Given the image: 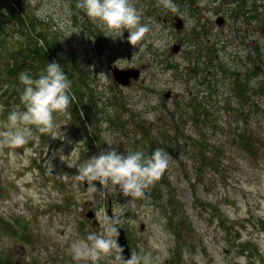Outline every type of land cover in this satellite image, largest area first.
Segmentation results:
<instances>
[{
  "label": "rangeland",
  "instance_id": "obj_1",
  "mask_svg": "<svg viewBox=\"0 0 264 264\" xmlns=\"http://www.w3.org/2000/svg\"><path fill=\"white\" fill-rule=\"evenodd\" d=\"M24 1L30 3L35 24L55 34L73 70L81 71L78 87L86 103L94 99L95 107L92 103L88 109L95 115L90 121L82 108H69L78 116L56 117V139L37 133L38 139L23 148L0 153V264L12 263L14 253L21 264H76L71 244L103 232L105 212L118 219L130 256L147 254L151 264H239V257L247 264H264V0H173L179 9L175 13L159 0H131L141 23L150 28L135 48L127 42V31L119 38L106 37L76 7L77 0ZM174 15L182 18V31L172 27ZM219 16L225 19L221 26L216 25ZM177 43L181 51L173 54ZM253 66L259 70L249 76V87L257 91L250 109L231 99L230 88L234 78H243L239 71L252 72ZM114 68H137L141 76L122 86ZM6 86L4 79L0 121L20 104ZM167 92L171 97L165 100ZM188 94L202 102L207 115L200 116L197 130L186 116L188 107L183 117L176 113L184 136L176 151V145H169L178 132L172 130L166 142L158 129L174 128L168 111L175 113L174 102L185 103ZM228 103L249 114L248 125L230 112ZM235 129L258 133L259 150L244 152L234 144ZM192 141L209 148L224 145L222 154L209 151L218 167L199 168ZM142 144L147 155L156 148L167 152L169 166L156 192L145 193L131 207H126L131 197L118 189L103 195L98 182H93L94 191L76 181L77 168L67 165L110 147L118 154L140 151ZM89 211L93 218L85 216ZM99 264H119L117 254Z\"/></svg>",
  "mask_w": 264,
  "mask_h": 264
},
{
  "label": "clouds",
  "instance_id": "obj_2",
  "mask_svg": "<svg viewBox=\"0 0 264 264\" xmlns=\"http://www.w3.org/2000/svg\"><path fill=\"white\" fill-rule=\"evenodd\" d=\"M159 4L173 13L179 10L173 0H159ZM76 7L92 23L98 24L106 37L119 38L127 31V42L134 48L141 45L150 32L149 26L141 23L142 14L131 0H77ZM19 81L24 86L20 93V104L0 121V153L5 148H23L30 140L38 139L37 133L56 139L53 135L57 127L56 117L68 114L74 98L72 81L55 61L47 63L36 78L21 72ZM3 110L0 105V113ZM12 155L14 158L15 153ZM169 159V154L162 148H156L147 155L143 151L118 154L115 148L110 147V150L101 151L83 163L71 162L67 165L77 168L76 181L86 182L94 191L93 182H98L105 190L103 195L115 194L118 189L123 196L131 197L126 206L131 207L135 200L142 199L146 191L162 179ZM48 170L51 173L50 163ZM102 223L103 232L91 233L86 239H77L71 244L70 254L76 264H99L113 252L117 254L119 264H151V257L147 254L132 253L127 259L122 256L124 249L117 241L118 219L105 212ZM238 262L247 264L245 257H239Z\"/></svg>",
  "mask_w": 264,
  "mask_h": 264
},
{
  "label": "trees",
  "instance_id": "obj_3",
  "mask_svg": "<svg viewBox=\"0 0 264 264\" xmlns=\"http://www.w3.org/2000/svg\"><path fill=\"white\" fill-rule=\"evenodd\" d=\"M262 18L264 19V17ZM36 20L37 18L35 14H33L30 10V3L25 2L24 0H0V82H3L5 79V83L7 84L5 90L13 98H16L18 95L16 99H19L20 93L24 87L19 81L20 73L27 72L28 75L36 78L40 72L45 69L47 63L55 61L61 65L65 74L68 75L72 81L71 92L74 98L72 99L69 108H74L75 111H77L78 106L82 108L88 119H92L95 114L91 115L92 110L88 108L95 107V103L93 98L89 103L88 101L86 103V98L83 96L81 88L78 87L79 76H82L81 71L78 69V72L73 70L72 64L74 62H70L68 60V55H65L63 49H60L61 44L58 38L55 39V34L48 35L44 33L41 30L42 27H39V24L37 23L35 24ZM257 48L258 47L256 46V49ZM60 53H62V55H60ZM256 54L258 55V53ZM249 59L251 64H253V59ZM257 69L258 68L256 66H253L252 72L245 71L241 73L239 71V74H244L243 78H240V80L234 78L232 81L230 97L236 101L238 105L243 103V106L248 105L250 109L255 108L256 105L254 101L252 102L250 100V98L254 93H257V91L250 88L248 84L250 80L249 76L256 74V72L259 70ZM235 74L238 73L236 72ZM258 89L261 91V87ZM186 99L187 101H185V103H183L184 101L182 102L180 100L174 102V104L177 105V108L175 106V113L168 111L167 115L169 118H172L174 122V128L170 126L167 130L164 126L163 128L159 127L158 129L159 133L165 134L164 137L166 142L172 140L170 136V132L172 130L178 132L176 135H174V144L169 145L171 147L176 145V151H180L181 148L179 146L182 145L180 144V137H184L182 136V132H179V126L177 125L178 119H175V117H177L176 113L179 112L181 117H183L181 111L183 108L188 107L189 109L186 113V116L194 125L197 126V130L201 128V126L199 127L197 124L199 122L200 116L207 115L205 109L201 107L202 102L198 103L197 97L192 96V94H188ZM83 103L86 104L85 107L82 105ZM92 103L94 104L92 105ZM90 105H92V107H90ZM231 105L232 103H228L226 107H231ZM235 105L231 107L230 112H233L236 117L245 120V117L249 114L244 113L242 115ZM242 110L246 112L244 109ZM69 113L70 116H78L77 112H68V116ZM245 125H248L246 120ZM233 133L234 134L231 141L234 144H237L238 147L244 152L255 151L257 149L259 150L262 140L259 138L260 135L258 133H246L245 129H235ZM191 143H193L195 149L198 150L199 160L197 163L199 164V168L202 166V164L208 165L212 168L213 166L218 167L219 161L214 159L213 156L209 154V151L211 153L215 151L222 154L224 145L209 148L204 147L202 143L200 144L197 141H192ZM146 146L148 145H145V149H147ZM140 151L144 152L143 144ZM176 151H173L172 155L177 156ZM162 183L163 180H160L154 186L150 187L146 193L150 194L152 191L156 192ZM176 237L178 238V236Z\"/></svg>",
  "mask_w": 264,
  "mask_h": 264
},
{
  "label": "water",
  "instance_id": "obj_4",
  "mask_svg": "<svg viewBox=\"0 0 264 264\" xmlns=\"http://www.w3.org/2000/svg\"><path fill=\"white\" fill-rule=\"evenodd\" d=\"M174 27L177 29V30H182L184 29L183 28V23H182V20L179 18V17H176L174 16ZM224 23V20L223 18H218L217 21H216V25L220 26ZM173 54H176V53H179L180 52V45L178 44H175L172 48H171ZM112 74L114 75V79L115 81L119 84V85H129L128 82L130 80H138L141 76V73L138 69H131V68H128V69H118V68H114L112 70ZM171 97V93L170 92H167V94H165L164 96V99L167 100ZM88 218H93L94 215L92 212H87L86 215ZM119 232V237H118V242H119V245L124 249L123 253H122V256L127 259V258H130V255H129V249H128V246L126 244V241H125V238H124V235H123V232L122 231H118Z\"/></svg>",
  "mask_w": 264,
  "mask_h": 264
},
{
  "label": "bare ground",
  "instance_id": "obj_5",
  "mask_svg": "<svg viewBox=\"0 0 264 264\" xmlns=\"http://www.w3.org/2000/svg\"><path fill=\"white\" fill-rule=\"evenodd\" d=\"M174 16H176V17H178L177 15H174ZM181 20H182V18L181 17H179ZM218 18H223V17H221V16H219ZM217 18V19H218ZM223 20H224V22H225V19L223 18ZM217 21V20H216ZM163 22L164 23H168V20L167 19H163ZM174 22H175V20H174V17H173V19H172V22H171V24H172V27L175 29V30H177L175 27H174ZM182 23H183V20H182ZM224 24V23H223ZM222 24V25H223ZM183 26H184V23H183ZM221 26V25H220ZM183 30V29H182ZM182 30H177V31H182ZM178 44V43H177ZM178 45H180V44H178ZM174 46V45H173ZM180 49H181V45H180ZM181 51V50H180ZM128 69V68H127ZM136 69V68H135ZM134 81H137V80H130L129 82H128V84L129 85H131V83H134Z\"/></svg>",
  "mask_w": 264,
  "mask_h": 264
},
{
  "label": "flooded vegetation",
  "instance_id": "obj_6",
  "mask_svg": "<svg viewBox=\"0 0 264 264\" xmlns=\"http://www.w3.org/2000/svg\"><path fill=\"white\" fill-rule=\"evenodd\" d=\"M6 255L9 256V253H6ZM14 255H15V258L13 260L14 264H21V262H19L17 260V253H14ZM1 263L5 264V263H8V262H7V260H5L4 262L2 261Z\"/></svg>",
  "mask_w": 264,
  "mask_h": 264
}]
</instances>
